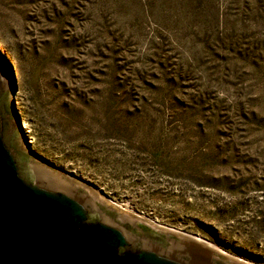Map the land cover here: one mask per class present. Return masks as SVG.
Returning a JSON list of instances; mask_svg holds the SVG:
<instances>
[{
	"label": "rangeland",
	"instance_id": "1",
	"mask_svg": "<svg viewBox=\"0 0 264 264\" xmlns=\"http://www.w3.org/2000/svg\"><path fill=\"white\" fill-rule=\"evenodd\" d=\"M29 153L264 264V0H0Z\"/></svg>",
	"mask_w": 264,
	"mask_h": 264
},
{
	"label": "water",
	"instance_id": "2",
	"mask_svg": "<svg viewBox=\"0 0 264 264\" xmlns=\"http://www.w3.org/2000/svg\"><path fill=\"white\" fill-rule=\"evenodd\" d=\"M0 51V264H245L158 227L32 156Z\"/></svg>",
	"mask_w": 264,
	"mask_h": 264
},
{
	"label": "bare ground",
	"instance_id": "3",
	"mask_svg": "<svg viewBox=\"0 0 264 264\" xmlns=\"http://www.w3.org/2000/svg\"><path fill=\"white\" fill-rule=\"evenodd\" d=\"M110 203H112V204H114L115 206H117V207H119V208H121V209H124V210H126V211H128V212H130V213H132V214H134V215H136V216H138V217H140V218H142V219H144V220H146V221H148V222H150V223H152V224L158 226V227L164 228V229H166V230H169V231H172V232H175V233H178V234L184 235V236H186V237H189V238H191V239H194V240H196V241H199V242H201V243H203V244H205V245H207V246H209V247H211V248H213V249H215V250H217V251H219V252H221V253H223V254L229 256V257H231V258H234V259H236V260H238V261H241V262H243V263H245V264H250V263H247V262L243 261L242 259H239V258H237V257H234L233 255H229V254L223 252L222 250L216 248L214 245H212V244H210V243H208V242L202 240V239L199 238V237H196V236H193V235H189V234H185V233L180 232L179 230H175V229H173V228H171V227H168V226H164V225H161V224L155 223V222H153L150 218L145 217V216H142V215H139V214H137V213H134V212L131 211L130 209H128V208H124V207H121V206H120L119 204H117V203H114V202H110Z\"/></svg>",
	"mask_w": 264,
	"mask_h": 264
}]
</instances>
